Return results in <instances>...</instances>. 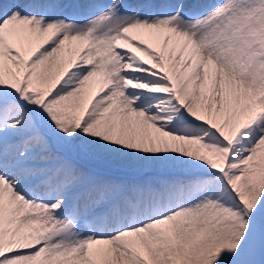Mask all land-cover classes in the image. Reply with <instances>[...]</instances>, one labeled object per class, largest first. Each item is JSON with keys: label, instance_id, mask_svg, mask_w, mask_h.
<instances>
[{"label": "snow or ice", "instance_id": "1", "mask_svg": "<svg viewBox=\"0 0 264 264\" xmlns=\"http://www.w3.org/2000/svg\"><path fill=\"white\" fill-rule=\"evenodd\" d=\"M0 264H264V0H0Z\"/></svg>", "mask_w": 264, "mask_h": 264}]
</instances>
